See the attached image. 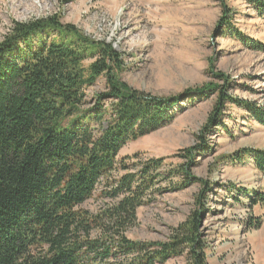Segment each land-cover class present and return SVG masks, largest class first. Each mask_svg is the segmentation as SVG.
I'll return each instance as SVG.
<instances>
[{"label":"trees","instance_id":"1","mask_svg":"<svg viewBox=\"0 0 264 264\" xmlns=\"http://www.w3.org/2000/svg\"><path fill=\"white\" fill-rule=\"evenodd\" d=\"M248 1L264 8L259 0ZM229 33L264 52V45ZM122 65L110 44L87 38L58 17L14 23L0 41V264H166L183 255L186 264H208L196 213L165 242L125 236L137 209L159 192L155 184L165 178V158L118 159V153L172 123L181 108L178 98L131 88L121 79ZM100 77L105 91L87 106L85 92ZM202 90L196 94L218 92L213 114L228 101L264 123L262 112L223 89ZM195 151L186 148L173 157L191 163ZM244 156L264 176V151L243 150L236 160ZM186 167L179 166L183 176L189 175ZM102 183L115 202L91 214L81 206Z\"/></svg>","mask_w":264,"mask_h":264},{"label":"rangeland","instance_id":"2","mask_svg":"<svg viewBox=\"0 0 264 264\" xmlns=\"http://www.w3.org/2000/svg\"><path fill=\"white\" fill-rule=\"evenodd\" d=\"M50 17L110 44L121 55V79L131 88L180 101L172 123L118 153V159L135 154L142 161L165 158V178L155 184L159 192L137 209L125 236L165 242L196 213L208 264H264V176L249 157L236 160L243 150L264 151V123L228 101L213 114L218 92L196 94L217 86L264 114V52L229 33L238 31L245 40L264 45V8L259 11L248 0H0V41L14 23ZM104 91L100 77L85 92L87 106ZM190 147L197 149L191 163L173 157ZM186 164L189 175L183 176L178 169ZM105 188L104 183L97 186L81 208L100 214L114 204ZM166 264H186V256Z\"/></svg>","mask_w":264,"mask_h":264}]
</instances>
